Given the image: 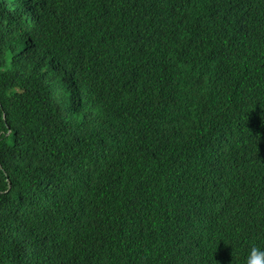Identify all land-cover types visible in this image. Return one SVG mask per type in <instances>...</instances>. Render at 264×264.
Listing matches in <instances>:
<instances>
[{
  "label": "trees",
  "instance_id": "1",
  "mask_svg": "<svg viewBox=\"0 0 264 264\" xmlns=\"http://www.w3.org/2000/svg\"><path fill=\"white\" fill-rule=\"evenodd\" d=\"M264 250V0H0V264H246Z\"/></svg>",
  "mask_w": 264,
  "mask_h": 264
},
{
  "label": "clouds",
  "instance_id": "2",
  "mask_svg": "<svg viewBox=\"0 0 264 264\" xmlns=\"http://www.w3.org/2000/svg\"><path fill=\"white\" fill-rule=\"evenodd\" d=\"M246 264H264V250L253 246L246 257Z\"/></svg>",
  "mask_w": 264,
  "mask_h": 264
}]
</instances>
